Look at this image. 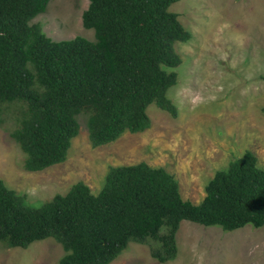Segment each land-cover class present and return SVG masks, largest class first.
Listing matches in <instances>:
<instances>
[{"label": "trees", "instance_id": "16d2710c", "mask_svg": "<svg viewBox=\"0 0 264 264\" xmlns=\"http://www.w3.org/2000/svg\"><path fill=\"white\" fill-rule=\"evenodd\" d=\"M48 1L0 0V124L13 121L24 169L63 161L82 112L92 146L147 128L152 102L177 115L166 94L182 61L174 43L191 32L169 9L175 0H89L81 21L92 39L48 36L31 21ZM204 190L197 203L183 199L174 175L145 161L110 166L96 193L78 180L38 205L0 178V242L53 237L63 248L57 264H109L133 240L165 261L177 253L183 219L225 230L264 225V166L252 151L217 169Z\"/></svg>", "mask_w": 264, "mask_h": 264}, {"label": "rangeland", "instance_id": "374dc122", "mask_svg": "<svg viewBox=\"0 0 264 264\" xmlns=\"http://www.w3.org/2000/svg\"><path fill=\"white\" fill-rule=\"evenodd\" d=\"M89 0H49L39 21L53 39L82 35ZM169 9L191 32L175 41L181 55L177 82L167 96L177 106L173 116L155 103L147 106L150 125L124 131L114 140L92 146L87 112L78 114L80 128L66 158L41 170L22 167L23 153L11 137V118L0 124V178L38 205L82 180L96 193L110 166L145 161L162 166L176 178L183 199L199 202L217 169L245 150L264 166V0H175ZM177 253L159 261L147 242L129 241L109 264H264V225L246 223L235 229L183 219L176 232ZM61 244L53 237L26 247L0 242V264H57Z\"/></svg>", "mask_w": 264, "mask_h": 264}]
</instances>
